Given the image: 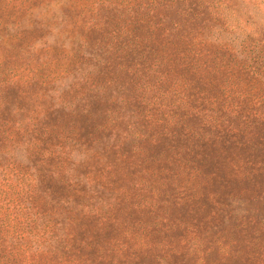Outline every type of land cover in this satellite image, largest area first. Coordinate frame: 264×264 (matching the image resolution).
<instances>
[{"label": "trees", "instance_id": "16d2710c", "mask_svg": "<svg viewBox=\"0 0 264 264\" xmlns=\"http://www.w3.org/2000/svg\"><path fill=\"white\" fill-rule=\"evenodd\" d=\"M181 1L0 0V264L264 263L224 227L262 175L243 91L211 85L240 30L215 72Z\"/></svg>", "mask_w": 264, "mask_h": 264}, {"label": "rangeland", "instance_id": "374dc122", "mask_svg": "<svg viewBox=\"0 0 264 264\" xmlns=\"http://www.w3.org/2000/svg\"><path fill=\"white\" fill-rule=\"evenodd\" d=\"M179 5H185L184 1L182 0ZM193 9L197 14H201L194 22L192 32L193 37L197 39L195 44L199 48L198 59L212 61L215 72L220 71L218 66L228 58L225 50L222 52L219 50V45L225 42L226 38L230 39L225 34L224 37L221 36L223 30L230 31L233 27L240 30L236 41L237 44H241L240 53H233L234 60L229 62L227 71L234 72L237 65L241 67V71L235 76H233L235 73H230L221 76L222 78L213 74L211 85L213 89L223 86L234 101H236L233 95L235 89L243 91L241 117L247 125L243 140L248 153L254 151L262 162V175L257 179L259 185L252 186L254 195L260 196L257 200L250 199L251 194H243L246 203L234 206L232 200L226 201L232 210L237 211L228 212V221L225 222L224 227L227 229L239 226L243 219L247 225L244 228L245 239L249 241L246 242L245 250L254 251L258 255L255 257L262 263L264 262V0H195ZM203 42L208 43L202 46ZM221 54L224 60L221 59ZM220 94L221 91L218 89V93L213 95L218 97ZM257 144L260 147L257 148ZM232 188L239 190L241 186L232 185ZM20 190V186L16 184L11 186L0 184V231H3V224L8 223L12 215L17 216L19 213ZM257 229L259 230L256 232ZM233 234L241 242L240 235L237 232ZM250 255L251 253L248 256Z\"/></svg>", "mask_w": 264, "mask_h": 264}]
</instances>
